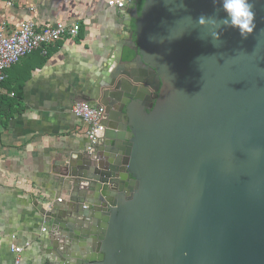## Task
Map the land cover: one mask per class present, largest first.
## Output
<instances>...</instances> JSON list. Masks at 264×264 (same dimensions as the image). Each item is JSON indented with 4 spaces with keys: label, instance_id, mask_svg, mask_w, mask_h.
Returning a JSON list of instances; mask_svg holds the SVG:
<instances>
[{
    "label": "water",
    "instance_id": "95a60500",
    "mask_svg": "<svg viewBox=\"0 0 264 264\" xmlns=\"http://www.w3.org/2000/svg\"><path fill=\"white\" fill-rule=\"evenodd\" d=\"M251 2L253 33L216 44L195 23L213 0L125 10L128 35L82 96L105 107L107 141L65 164L67 208L38 206L63 244L48 264H264V0Z\"/></svg>",
    "mask_w": 264,
    "mask_h": 264
},
{
    "label": "crops",
    "instance_id": "0c3cea01",
    "mask_svg": "<svg viewBox=\"0 0 264 264\" xmlns=\"http://www.w3.org/2000/svg\"><path fill=\"white\" fill-rule=\"evenodd\" d=\"M109 1L13 0L14 5L7 7L0 0V21L9 30L29 18L39 27L80 24L75 38L33 51L9 68L0 82V264L13 263V241L24 246V264H48L58 259L57 250L63 251L38 206L61 210L70 203L64 167L72 161L79 171L87 144L83 123L72 106L91 89L118 41L127 37L123 14L136 3L119 9ZM104 123L107 129L106 119ZM105 134L95 152L105 145ZM80 203L86 204L76 200L73 208Z\"/></svg>",
    "mask_w": 264,
    "mask_h": 264
},
{
    "label": "built area",
    "instance_id": "2783aa9c",
    "mask_svg": "<svg viewBox=\"0 0 264 264\" xmlns=\"http://www.w3.org/2000/svg\"><path fill=\"white\" fill-rule=\"evenodd\" d=\"M132 1L110 0L108 5L123 9L127 3ZM5 2L7 7L14 5L13 0H5ZM79 30L78 22H56L53 25L39 27L32 18L24 20L16 28L9 30L7 23L0 21V82L6 78V71L23 57L62 39L75 38ZM72 113L84 126L83 134L87 141L85 153L88 155L95 153L99 141L106 131L105 107L79 100L73 104ZM58 200L61 201V199ZM12 238L15 239V236L13 235ZM25 245L27 246L28 243ZM10 251L14 255L12 264H24L21 259L24 246L17 245L13 241L10 244Z\"/></svg>",
    "mask_w": 264,
    "mask_h": 264
},
{
    "label": "clouds",
    "instance_id": "9594fccd",
    "mask_svg": "<svg viewBox=\"0 0 264 264\" xmlns=\"http://www.w3.org/2000/svg\"><path fill=\"white\" fill-rule=\"evenodd\" d=\"M219 4L216 13L212 16H201L195 20L200 28H208L210 25L215 31H211L210 37L214 44L220 39L221 30L225 28L238 29L242 37L253 33L255 25L254 5L251 0H213ZM222 11L225 15L220 17Z\"/></svg>",
    "mask_w": 264,
    "mask_h": 264
},
{
    "label": "trees",
    "instance_id": "16d2710c",
    "mask_svg": "<svg viewBox=\"0 0 264 264\" xmlns=\"http://www.w3.org/2000/svg\"><path fill=\"white\" fill-rule=\"evenodd\" d=\"M138 12L141 10L144 0H136Z\"/></svg>",
    "mask_w": 264,
    "mask_h": 264
}]
</instances>
